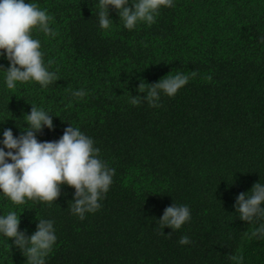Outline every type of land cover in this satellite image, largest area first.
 I'll use <instances>...</instances> for the list:
<instances>
[{
  "label": "trees",
  "instance_id": "1",
  "mask_svg": "<svg viewBox=\"0 0 264 264\" xmlns=\"http://www.w3.org/2000/svg\"><path fill=\"white\" fill-rule=\"evenodd\" d=\"M26 2L53 17L55 38L32 36L58 79L48 88L30 81L10 90L0 69V139L9 128L21 134L34 104L55 126L38 133L39 141L77 126L115 175L101 209L83 221L68 210L75 189L67 185L51 204L16 205L0 194V215L15 211L29 236L38 219L54 221L57 242L46 264H264V241L252 235L258 224L234 208L240 193L264 183V0H175L155 23L131 31L114 9L110 29H100L98 0ZM177 72L188 82L174 97L162 95L160 107L128 102L144 95L141 80ZM81 88L85 98H74ZM173 203L188 205L192 218L161 235L158 220ZM182 236L190 243L180 245ZM0 264H26L3 236Z\"/></svg>",
  "mask_w": 264,
  "mask_h": 264
},
{
  "label": "clouds",
  "instance_id": "2",
  "mask_svg": "<svg viewBox=\"0 0 264 264\" xmlns=\"http://www.w3.org/2000/svg\"><path fill=\"white\" fill-rule=\"evenodd\" d=\"M175 0H98V24L100 29L109 30L116 10L123 26L129 31L138 24L152 25L162 8H172ZM53 17L36 2L26 0H0V59L6 58L10 66L4 70L7 89H15L17 83L37 82L48 88L57 81V73L49 70L51 62H44L41 41L33 38V31L55 38L56 31L50 27ZM264 44V35L260 36ZM188 82V77L177 72L168 74L153 84L141 80L137 92L129 103L139 105L142 100L150 107H160L161 96L174 97ZM87 95L81 88L72 91V96L82 100ZM30 113L24 115L27 125L17 137L11 128L5 129L0 139V194L13 204L22 205L27 200H38L51 204L61 195L63 186L75 189L68 210L83 221L86 214L101 209V201L113 184L115 169L101 157L94 139L77 126L70 124L56 141L41 142L37 138L44 128L55 130L53 115L43 108L31 104ZM7 149V151L5 150ZM239 218L249 224H258L252 235L264 241V183H255L247 193H240L234 204ZM188 205L173 203L159 219L161 235L165 227L180 230L191 220ZM21 216L15 211L0 215V236L13 240L14 245L26 257V264H46L57 235L54 221L38 219L37 229L30 236L20 230ZM170 235V234H169ZM190 243L182 236L180 245ZM235 261L236 256L230 257Z\"/></svg>",
  "mask_w": 264,
  "mask_h": 264
}]
</instances>
